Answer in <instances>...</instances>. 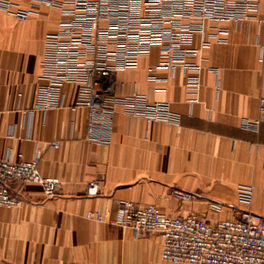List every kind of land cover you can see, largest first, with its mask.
<instances>
[{
	"label": "crops",
	"instance_id": "obj_1",
	"mask_svg": "<svg viewBox=\"0 0 264 264\" xmlns=\"http://www.w3.org/2000/svg\"><path fill=\"white\" fill-rule=\"evenodd\" d=\"M16 1L22 8L32 2ZM42 9L47 13L21 19L0 8V155L23 160L40 152L41 173L61 184L47 196L41 184L29 182L21 205L0 206V264H188L162 258L159 232L135 237L131 228L112 222L125 199L210 221L238 217L245 209L264 215V0L252 19L219 24L229 29L224 40L207 36L211 45L190 58L201 65L195 93L182 66L175 73L157 68L150 77L160 65L158 46L136 68L119 70L117 97L139 92L151 103L167 101L179 122H149L118 107L108 144L85 137L80 85L63 87L65 106H36L48 84L45 39L57 31L61 12ZM201 42L195 36L193 44ZM257 120V128L246 124ZM244 185L255 188L251 205L239 199ZM179 189L195 198H179ZM212 202L223 209L214 212ZM92 210L103 220L89 218Z\"/></svg>",
	"mask_w": 264,
	"mask_h": 264
},
{
	"label": "built area",
	"instance_id": "obj_2",
	"mask_svg": "<svg viewBox=\"0 0 264 264\" xmlns=\"http://www.w3.org/2000/svg\"><path fill=\"white\" fill-rule=\"evenodd\" d=\"M22 8L16 0H0V8L21 19L32 14H46L43 5L60 8L58 29L46 36L45 70L48 84L40 88L36 106L55 109L65 106L67 84L80 85L77 102L87 109L88 140L108 144L112 140L113 115L122 107L133 116L149 122L176 124L178 117L167 101L151 103L143 93L115 95L114 78L119 70L136 68L140 58L153 46L161 54L160 65L151 68V78L157 68L175 73L184 67L187 86L197 92L201 85V65L189 60L211 45L207 36L224 40L225 22L250 20L261 9V0H32ZM201 35L199 46L193 44ZM264 113V97L260 99ZM247 121L248 127L258 126ZM53 146L58 147L57 142ZM41 153L31 159L12 160L0 155V206H19L22 190L29 182L43 186L47 196L57 193L61 180L44 176L39 163ZM19 187L14 188L13 185ZM97 181L89 182V192L96 191ZM175 195L192 200L195 194L176 190ZM255 188L244 185L239 189L241 203L251 205ZM220 212L223 205L210 204ZM89 218L103 220L95 210ZM115 225L129 227L135 237L146 232L161 234V256L173 263L188 264H264V215L242 210L238 217L210 221L204 215H169L155 204L139 205L121 200Z\"/></svg>",
	"mask_w": 264,
	"mask_h": 264
}]
</instances>
